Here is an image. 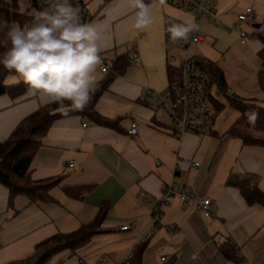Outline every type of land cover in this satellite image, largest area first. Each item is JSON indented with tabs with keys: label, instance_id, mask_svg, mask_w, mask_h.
<instances>
[{
	"label": "crops",
	"instance_id": "1",
	"mask_svg": "<svg viewBox=\"0 0 264 264\" xmlns=\"http://www.w3.org/2000/svg\"><path fill=\"white\" fill-rule=\"evenodd\" d=\"M82 1L91 16L83 49L69 46L47 76L23 95L0 96V142L39 107L83 93L99 82L108 72L99 71L96 57L106 60L108 71L122 55L129 58L134 53L140 64L129 61L125 73L96 103L97 114L116 122V129L72 115L56 120L41 140L30 176L61 177L48 192L49 201L32 203L17 196L9 207L8 190L0 185V264L19 262L37 243L91 223L103 204H107L99 226L103 233L74 253H58L47 264H122L140 244L141 264H264V209L248 206L238 189L246 178L264 193V146L243 145L226 134L239 113L223 125H215L216 114L207 134H177L169 130L161 112L151 110V95L141 93L147 88L164 90L167 67L179 63L180 52L165 41V24L172 20L198 30L202 40L190 53L218 65L228 96L264 107L257 82L262 49L257 35L264 34V0H217L219 25L207 19L195 24L192 14L162 0ZM247 7L253 9L254 19L243 29L254 39L241 45L237 34L225 26ZM26 33L17 28V51L43 58L33 43L35 32L28 38ZM31 73L27 68L7 76L4 85H17ZM131 122L139 126L135 136L127 133ZM195 162L198 166H193ZM168 186L183 188L191 198L182 203L173 196L157 212ZM74 187L89 189L75 198L65 192ZM203 199H210L213 206L208 217L197 209ZM232 255L236 261L229 258Z\"/></svg>",
	"mask_w": 264,
	"mask_h": 264
},
{
	"label": "trees",
	"instance_id": "2",
	"mask_svg": "<svg viewBox=\"0 0 264 264\" xmlns=\"http://www.w3.org/2000/svg\"><path fill=\"white\" fill-rule=\"evenodd\" d=\"M21 0H10L9 4L0 0V96L9 95L12 98L23 95L37 81L45 78L48 69L60 58L62 52L69 46L57 44L52 46L47 55L41 59L21 55L15 45L17 28L31 20L30 12L41 13L53 0H41L42 5H37V0H30V8L24 12L19 11ZM109 1V0H107ZM85 4L80 2V9ZM91 16L84 18L83 24L77 29L76 37L71 45L83 49L85 28ZM63 26L67 20L61 19ZM52 35V33H49ZM48 35V36H49ZM258 39L262 49L258 53L260 68L257 72V82L264 94V34L259 33ZM29 63L32 73L23 81L13 86H5L7 76L15 75ZM198 63L210 79L211 85L217 89L219 96H223L231 108L239 113L238 119L228 128L226 134L239 139L243 145L264 146V107L256 101H244L235 96L227 95V86L222 70L215 62L207 59H198ZM129 66V58L125 55L116 57L109 66L108 73L95 85L78 95L64 97L52 101L36 109L24 117L12 130L9 137L0 142V185L8 190V205L12 206L17 196H24L30 202L49 201L48 192L57 186L61 177L33 180L30 176V163L35 153L41 146V140L46 136L52 124L67 116H80L88 119L98 126L116 129V122L97 114L95 106L98 99L106 91L109 84L118 76L125 73ZM168 86L177 76V68L168 66L166 69ZM214 107V116L222 109V105L211 98ZM87 187H74L66 189L67 195L77 198ZM239 192L248 206H259L264 209V193L249 179H244L238 186ZM107 204H103L95 219L72 233H57L37 243L33 252L25 259L11 264H47L52 257L68 250L71 253L87 244L94 236L103 233L99 226L106 213ZM143 244L137 246L132 252L129 264H141ZM232 252V251H231ZM228 252L225 251V254ZM230 259L235 260L232 255Z\"/></svg>",
	"mask_w": 264,
	"mask_h": 264
},
{
	"label": "built area",
	"instance_id": "3",
	"mask_svg": "<svg viewBox=\"0 0 264 264\" xmlns=\"http://www.w3.org/2000/svg\"><path fill=\"white\" fill-rule=\"evenodd\" d=\"M164 3L176 6L194 17V23L202 20H209L213 24H221L214 11V3L217 0H162ZM82 0H53L41 13L30 12L28 16L30 21L23 24L22 29L31 28L37 33L33 43L37 44L42 57L47 55L48 50L57 44L71 45L76 37L77 29L83 24L84 18L89 15L85 7L80 9ZM3 3L9 4L10 0H3ZM20 3L30 8V0H21ZM37 5L41 6V0H37ZM44 15H48L51 23L57 28L52 35L44 23ZM61 19H66L65 27L61 25ZM254 19V11L247 7L236 15L232 25L225 26L226 31L235 32L239 38V44L245 45L254 39L253 34L246 33L244 25ZM42 23L43 29L40 30ZM49 35V36H48ZM202 40V37L195 27H186L176 21L168 20L165 24V41L167 46L180 52V59L177 65V76L174 82L164 90L151 92L148 88L142 90L143 95H151V110L162 113L163 118L169 128L177 134L192 133L203 135L207 134L212 125L214 116V107L211 98L215 99L217 94L211 85L210 79L198 63V59L191 55V47ZM99 71L102 74L108 72L106 60L100 56L96 57ZM169 59H173L170 56ZM129 61L134 64H140L138 55L132 53ZM217 91V89H216ZM85 126V125H83ZM139 126L131 122L127 133L135 136L138 133ZM73 164L69 163V167ZM198 166V163H193ZM177 196L178 200L186 203L190 200L191 194L183 188L168 186L164 189L160 198V204L157 207L159 212L169 203L171 197ZM140 198L143 197L141 194ZM197 209L208 217L213 211L210 199H203L197 203ZM157 220L155 215L154 221ZM122 227L121 230H126ZM130 255H128L122 264H129Z\"/></svg>",
	"mask_w": 264,
	"mask_h": 264
},
{
	"label": "rangeland",
	"instance_id": "4",
	"mask_svg": "<svg viewBox=\"0 0 264 264\" xmlns=\"http://www.w3.org/2000/svg\"><path fill=\"white\" fill-rule=\"evenodd\" d=\"M26 9H27V7L25 5H23L22 3H19V11L20 12H24ZM38 23L40 25V30L43 29L42 23L41 22H38ZM44 23H45L47 29L50 31V33H54V31H55L54 28H57V26L54 23L53 24L51 23L48 15H44ZM32 31L35 32V34L37 35V33L34 29H31V28L25 29V32H27L26 33L27 38H28V36L31 37ZM218 100L220 103H222L223 108L217 114L215 125H221V124L223 125V123L226 124L229 121H231V120L233 121V119L238 117V112L236 110H234L233 108H231L230 106H228V104H227V102L223 96H220L218 98Z\"/></svg>",
	"mask_w": 264,
	"mask_h": 264
},
{
	"label": "water",
	"instance_id": "5",
	"mask_svg": "<svg viewBox=\"0 0 264 264\" xmlns=\"http://www.w3.org/2000/svg\"><path fill=\"white\" fill-rule=\"evenodd\" d=\"M28 67H30V64L29 63L25 64V68H28Z\"/></svg>",
	"mask_w": 264,
	"mask_h": 264
}]
</instances>
